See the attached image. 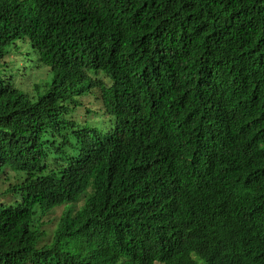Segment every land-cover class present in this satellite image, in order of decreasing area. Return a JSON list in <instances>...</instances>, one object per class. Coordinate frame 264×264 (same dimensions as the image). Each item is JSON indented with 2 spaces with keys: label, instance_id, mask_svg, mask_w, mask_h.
Wrapping results in <instances>:
<instances>
[{
  "label": "trees",
  "instance_id": "1",
  "mask_svg": "<svg viewBox=\"0 0 264 264\" xmlns=\"http://www.w3.org/2000/svg\"><path fill=\"white\" fill-rule=\"evenodd\" d=\"M6 194L0 264H264V0H0Z\"/></svg>",
  "mask_w": 264,
  "mask_h": 264
},
{
  "label": "rangeland",
  "instance_id": "2",
  "mask_svg": "<svg viewBox=\"0 0 264 264\" xmlns=\"http://www.w3.org/2000/svg\"><path fill=\"white\" fill-rule=\"evenodd\" d=\"M8 60L9 63L7 62L8 65L6 67L7 76L9 80H14L18 87H21L25 91L34 94V84L45 82L47 71L42 69L39 70L35 57H31L25 53L22 55L19 54L17 58L10 56ZM86 94L87 96L83 98L84 104H79L80 106H77L78 122L89 126H94L100 130L101 133L108 132L114 124L113 116L104 112L103 108L99 104V101L96 100L94 95L92 96L90 92ZM77 98L81 99L80 96H77ZM86 194L88 196L92 194V184H90ZM15 199L18 200L19 197H15ZM1 200H5L6 204L13 202L8 194H6V196L0 195V201ZM81 202L79 204H81ZM67 206L69 205L56 207L43 214L38 210V208H35V225L39 226L40 229L44 230L46 233L47 239H44L43 243H47L48 239H51L53 230L58 222L63 208Z\"/></svg>",
  "mask_w": 264,
  "mask_h": 264
},
{
  "label": "clouds",
  "instance_id": "3",
  "mask_svg": "<svg viewBox=\"0 0 264 264\" xmlns=\"http://www.w3.org/2000/svg\"><path fill=\"white\" fill-rule=\"evenodd\" d=\"M90 184H91V183H90ZM86 192H87V191H86ZM86 192H85V193H86ZM86 195H87V194H86ZM83 199H84V198H82L80 201L83 202ZM79 203H80V202H79ZM66 205H69V204H64V205H62V207H63V206H66ZM67 207H68V206H67ZM65 208H66V207H65Z\"/></svg>",
  "mask_w": 264,
  "mask_h": 264
}]
</instances>
